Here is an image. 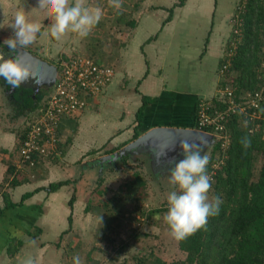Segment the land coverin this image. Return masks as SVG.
Segmentation results:
<instances>
[{
  "label": "rangeland",
  "instance_id": "obj_1",
  "mask_svg": "<svg viewBox=\"0 0 264 264\" xmlns=\"http://www.w3.org/2000/svg\"><path fill=\"white\" fill-rule=\"evenodd\" d=\"M167 1L154 0L155 3H167ZM86 2L103 10L100 22L86 38L81 39L74 33H68L61 41H56L49 35L47 38L43 37V28H46L50 21L45 20L44 13L35 8L38 0H0V26H3L0 27V52L4 55L8 54L6 58L13 55L10 50H6L7 46L3 45V41L13 35V30L8 24L12 22L15 12L24 9L29 20L42 24L37 41L26 49L32 54L48 59L50 63L56 65H59L61 56L75 54L90 55L98 62L110 64L115 59L116 48L120 49L131 38L132 27L137 23V19L142 15V8L145 7L141 4L142 0H122L120 10L109 7L108 0H86ZM174 2L176 4L180 0ZM26 3H29V6ZM239 3L240 0H187L185 5L180 7L173 30L176 38L181 41V66L186 63L183 52L189 51L192 54L196 51L200 54L205 47L211 25L215 23V32L227 11L230 14L226 22L222 23L224 27L222 29L228 32L226 33L228 38L234 35ZM9 13V18L12 16L11 20L7 19V22H4L2 17ZM138 35L141 37L143 31L139 30ZM221 57L224 58V54ZM260 72L264 81V68H260ZM202 75L204 74H178L176 88L180 86L183 91H192L202 82ZM233 76L237 74L234 73ZM0 85V125L14 129L21 136L26 128L27 119L37 109L26 111L21 116L17 115L18 103L13 100L3 78H0ZM2 91H5V94ZM45 91L46 89L43 93ZM46 97L47 93L40 104L45 102ZM110 102L115 105V101ZM128 117L127 112L125 120ZM93 124L92 128L83 131L81 146H88V149L94 150L105 145L96 156L68 166L62 162V156H58L44 160L34 170L21 171L34 179L42 178V173L48 174L51 170L57 174L60 169L64 171L68 168L73 172L69 180L78 181L76 184L63 186L64 189L61 188V191L53 192L54 194L50 196L52 202L46 207L47 221L54 219L59 228L57 232L50 233V229L54 228L50 224L47 234H43L44 237L40 232L37 233L40 237L34 247H41L44 250L42 263L46 261L47 264H73V257L77 254L81 257L82 264H159V260H185L186 252L181 250L178 241L171 238L168 226L163 220L168 208L167 197L171 191L176 190L175 186L169 183V170L152 168L148 159L127 155L130 165L143 163L142 172L148 182L147 195L143 197L144 199H141L142 197L137 199L136 195L131 198L127 195L129 187H132L134 192L139 188L130 183L133 179V170L136 168L123 169V166H120L123 162L119 158L112 159L105 165H100L99 162L103 156L116 151L112 146L114 142L110 140L113 122L109 118V110H104L103 119ZM210 151V147H207L203 154ZM261 166L262 157L258 156L254 165L256 176ZM61 176L59 174L58 179ZM101 179L103 183L99 185ZM74 194L76 200L71 206L69 200ZM212 196H215V191L212 193L210 190L209 198L211 199ZM106 202L109 205L104 208Z\"/></svg>",
  "mask_w": 264,
  "mask_h": 264
},
{
  "label": "crops",
  "instance_id": "obj_2",
  "mask_svg": "<svg viewBox=\"0 0 264 264\" xmlns=\"http://www.w3.org/2000/svg\"><path fill=\"white\" fill-rule=\"evenodd\" d=\"M141 4L145 8H142V15L132 27L131 38L123 47L116 48L115 59L110 62L116 74L112 84L105 92L95 97L79 116L65 118L61 122V143L65 144L61 158L66 166L96 156L97 153L90 154L92 150L88 149V146H81L84 138L81 135L85 129L94 126L93 122L103 119L104 110H109V118L113 122L110 138L114 142L112 146L122 148L135 140L136 114L142 105L143 95L152 97L154 101L145 109L142 134L160 126L194 128L193 113L197 101L214 96L218 90L223 78L220 73L223 58L221 56H225L228 40V32L223 31L222 23L226 22L230 12L227 11L222 17V22L217 25L215 32V23L211 25L205 47L203 46L200 54L196 51L192 54L189 51L183 52L186 63L181 66V41L176 38L173 28L182 6H175L174 0H168L167 3L142 0ZM27 5L29 6V3ZM172 10L171 19L167 20ZM9 15L10 13L2 17L4 22L11 20L12 16L9 18ZM139 30L143 31L141 37L138 35ZM43 31V37L47 38V27L43 28ZM178 74L204 75L199 86L192 91L190 88V91H183L180 86L176 88ZM33 76L36 77L34 74ZM39 77L37 79L42 80L41 76ZM2 93L5 94V91ZM111 100L115 101V105L110 104ZM127 112L129 117L125 120ZM19 137L20 134L14 129L0 125V264H23L28 257L34 258L35 264H41L45 252L41 247H34L40 237L37 235V226L41 229L42 237L50 229L48 225L54 226L50 233L57 232L59 228L54 219L48 220L47 224L46 207L50 206V196L54 194L49 193L48 188L51 183L69 180L73 172L68 168L64 171L60 169L57 174L51 170L48 174L45 172L46 175L42 173V178L33 179L26 176L28 181L13 186ZM61 148L63 150L62 146ZM59 174L62 176L58 179ZM61 188L64 189L63 186ZM28 192H32V195L26 198L22 205L7 207L9 201L18 203ZM49 215L51 216V213ZM13 240L22 243L14 252H10Z\"/></svg>",
  "mask_w": 264,
  "mask_h": 264
},
{
  "label": "trees",
  "instance_id": "obj_3",
  "mask_svg": "<svg viewBox=\"0 0 264 264\" xmlns=\"http://www.w3.org/2000/svg\"><path fill=\"white\" fill-rule=\"evenodd\" d=\"M186 1L180 0L175 6H184ZM172 12L173 10L167 20L171 19ZM237 16L235 28L241 27L242 38L240 42L234 40L236 44L238 43L236 49L232 40L234 37L236 39V35L227 40L225 55L229 51H233L234 55L231 57L229 70L222 75L219 87L230 85L237 96L242 90L250 92L262 90L263 99L260 111L264 117V81L260 72V68H264L262 67L264 64V0H240ZM225 58L226 56L222 59L221 66L226 62L227 58ZM234 73L237 76H233ZM48 90L47 88L45 93L42 92L35 96L33 90L29 88L20 87L16 89V92H12L13 100L18 103L19 107L17 115L20 116L26 111H34L40 107ZM153 101L152 97L143 95L142 105L136 114L137 124L134 139L142 135L145 109ZM199 104L198 100L193 113L194 128L198 127ZM245 119V116L232 115L226 122L231 134V143L225 151H222L225 158L221 168L214 172L212 168L215 156L221 149V142L211 144L209 146L211 151L207 153L210 157L207 171L212 177L210 190L212 193L215 191V196L218 195L222 199L219 214L210 217L205 228L198 230L187 239L179 241L181 250L187 254L185 260H159V264H264V118L251 120L248 117L249 123L246 127L244 126ZM255 123L259 124L258 129L250 131ZM59 131L61 135V129ZM245 135L251 139V147L247 150H244L239 143L240 138ZM19 138L20 145L22 137ZM60 145L63 147L62 151H65V144L61 143ZM104 148L105 145L92 150L90 154L97 153ZM117 149L119 148L114 150ZM258 156L262 157V166L256 176L254 165ZM127 160V156L122 158L123 163L120 166H123L125 170L136 168L133 170V179L130 183L132 186H139L135 192L132 191V187H129L127 195L131 198L136 195L137 199L141 197L144 199L143 197L147 195L148 182L142 172L143 163L130 165ZM26 181H28L26 174L16 171L14 168L12 185L16 186ZM77 182L73 180L54 182L50 184L48 190L57 192L64 185ZM98 183L101 185L103 180L101 179ZM31 195L32 192L25 193L20 202L9 201L7 207L22 205L23 201ZM75 200L74 194L69 200L71 206ZM104 205V208H107L109 203L106 202ZM69 217L72 222L71 215ZM36 231L40 232L41 230L37 228ZM21 243L22 241L13 240L10 252L18 249Z\"/></svg>",
  "mask_w": 264,
  "mask_h": 264
},
{
  "label": "clouds",
  "instance_id": "obj_4",
  "mask_svg": "<svg viewBox=\"0 0 264 264\" xmlns=\"http://www.w3.org/2000/svg\"><path fill=\"white\" fill-rule=\"evenodd\" d=\"M108 4L116 10L122 8V0H108ZM35 8L44 13L45 20L50 21L46 34L56 41H60L68 33H74L81 39L88 37L103 17V10L98 6H90L86 0H38ZM8 26L12 28L13 35L4 39L3 45L13 55L6 58L0 52V78L12 89H17L33 75L24 56L19 53L37 41L42 24L29 20L25 10L19 9ZM34 83L39 84V81ZM244 126H247V121ZM239 143L244 150L251 147L248 135L242 136ZM205 146L204 141L190 143L182 140L179 145V155L182 158L173 156L169 161V183L176 190L171 191L167 197L168 208L163 220L171 238L178 242L205 228L208 219L219 214L222 204L218 195L209 198L212 177L207 171L210 157L203 154ZM23 264H35V260L28 257ZM73 264H82L78 254L73 257Z\"/></svg>",
  "mask_w": 264,
  "mask_h": 264
},
{
  "label": "built area",
  "instance_id": "obj_5",
  "mask_svg": "<svg viewBox=\"0 0 264 264\" xmlns=\"http://www.w3.org/2000/svg\"><path fill=\"white\" fill-rule=\"evenodd\" d=\"M235 49L242 38L241 29H234ZM235 40V41H234ZM233 51H229L226 62L220 67L225 74L231 66ZM57 64V74L53 87L48 88L45 102L27 119L21 143L17 150L18 161L16 171L34 170L44 160L62 156L60 148V125L65 118H73L84 112L91 101L105 92L115 79L112 65L98 62L94 57L85 54L61 56ZM263 91H240L237 96L230 86L218 87L216 94L210 98L199 100L198 127L212 136L215 142H221V149L212 164L213 172L224 164L225 151L231 143V134L226 122L232 115L245 116L251 120L264 118L260 111ZM221 104V105H219ZM222 106V107H220ZM255 123L250 131H256ZM211 176V175H210Z\"/></svg>",
  "mask_w": 264,
  "mask_h": 264
},
{
  "label": "water",
  "instance_id": "obj_6",
  "mask_svg": "<svg viewBox=\"0 0 264 264\" xmlns=\"http://www.w3.org/2000/svg\"><path fill=\"white\" fill-rule=\"evenodd\" d=\"M20 55L24 56L27 63L36 77L41 76L42 80L37 79L39 84H46L47 88L53 87L58 68L55 64L32 54L26 49L22 50ZM29 58V59H28ZM40 78V77H39ZM182 140L190 143H200L204 141L206 146L204 151L213 143L212 136L204 131L196 128H181L175 126L155 127L140 135L138 138L128 143L118 151L105 155L101 158L100 165L106 162L110 163L112 159H122L129 156H142L148 159L152 168H162L164 171L169 170L170 158L175 156L177 159L182 158L179 153L181 151L179 145ZM159 153V155H156ZM152 159V160H151Z\"/></svg>",
  "mask_w": 264,
  "mask_h": 264
},
{
  "label": "flooded vegetation",
  "instance_id": "obj_7",
  "mask_svg": "<svg viewBox=\"0 0 264 264\" xmlns=\"http://www.w3.org/2000/svg\"><path fill=\"white\" fill-rule=\"evenodd\" d=\"M6 50H9L8 48H6ZM5 56H8V54H5ZM29 59V58H28ZM27 59H25L26 61ZM37 78L35 79L34 76L32 75V78L26 82L25 84H23L21 87L23 88H29L31 90H33V95L35 96L36 94L42 93L45 89H47V85L42 83V84H36L34 83V81H36ZM7 84V83H6ZM8 85V84H7ZM8 90L12 93V92H16V89H12L10 87V85H8ZM18 89V88H17ZM126 157V156H125ZM124 158V157H123Z\"/></svg>",
  "mask_w": 264,
  "mask_h": 264
}]
</instances>
